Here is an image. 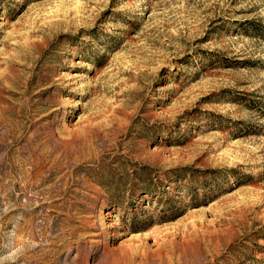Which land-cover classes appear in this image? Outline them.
Masks as SVG:
<instances>
[{
    "label": "rangeland",
    "instance_id": "374dc122",
    "mask_svg": "<svg viewBox=\"0 0 264 264\" xmlns=\"http://www.w3.org/2000/svg\"><path fill=\"white\" fill-rule=\"evenodd\" d=\"M0 264H264V0H0Z\"/></svg>",
    "mask_w": 264,
    "mask_h": 264
},
{
    "label": "bare ground",
    "instance_id": "6f19581e",
    "mask_svg": "<svg viewBox=\"0 0 264 264\" xmlns=\"http://www.w3.org/2000/svg\"><path fill=\"white\" fill-rule=\"evenodd\" d=\"M111 217V216H110Z\"/></svg>",
    "mask_w": 264,
    "mask_h": 264
}]
</instances>
